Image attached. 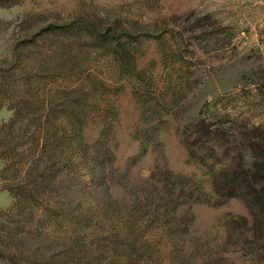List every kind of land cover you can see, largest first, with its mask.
Here are the masks:
<instances>
[{
  "label": "rangeland",
  "instance_id": "374dc122",
  "mask_svg": "<svg viewBox=\"0 0 264 264\" xmlns=\"http://www.w3.org/2000/svg\"><path fill=\"white\" fill-rule=\"evenodd\" d=\"M201 120L264 129V0H0V264H264Z\"/></svg>",
  "mask_w": 264,
  "mask_h": 264
},
{
  "label": "trees",
  "instance_id": "16d2710c",
  "mask_svg": "<svg viewBox=\"0 0 264 264\" xmlns=\"http://www.w3.org/2000/svg\"><path fill=\"white\" fill-rule=\"evenodd\" d=\"M194 127L200 137H205L206 141L213 140L214 145L210 149L213 158L218 157L220 152L221 158L229 159L222 167L213 164L208 166L212 185V196L208 195L209 198L218 203L234 198L242 200L249 209L252 220L240 217L229 222L230 232H239L242 241L247 238L245 230L248 228L254 242L259 245L264 241V129L254 126L245 128L237 138H232L228 129H213L205 120L199 121ZM199 139L197 143L188 144L191 156ZM245 152L253 159L249 166L244 164ZM170 175L173 177L175 174L169 173L168 177ZM194 194L190 193L189 197L194 198L196 203L202 202V193H197L199 195L196 197Z\"/></svg>",
  "mask_w": 264,
  "mask_h": 264
}]
</instances>
